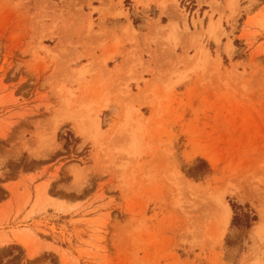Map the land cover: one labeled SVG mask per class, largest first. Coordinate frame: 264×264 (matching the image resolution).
I'll return each instance as SVG.
<instances>
[{
  "label": "rangeland",
  "instance_id": "374dc122",
  "mask_svg": "<svg viewBox=\"0 0 264 264\" xmlns=\"http://www.w3.org/2000/svg\"><path fill=\"white\" fill-rule=\"evenodd\" d=\"M229 3L0 0V264H264V0Z\"/></svg>",
  "mask_w": 264,
  "mask_h": 264
},
{
  "label": "bare ground",
  "instance_id": "6f19581e",
  "mask_svg": "<svg viewBox=\"0 0 264 264\" xmlns=\"http://www.w3.org/2000/svg\"><path fill=\"white\" fill-rule=\"evenodd\" d=\"M235 0H229V4H233ZM168 25V24H167ZM170 25H173V23ZM207 31L211 34H215L216 33V25H214L213 21H211V23L209 24L208 28H207ZM133 32H135L133 30ZM208 52V51H207ZM100 103V102H99ZM93 105V104H92ZM106 105V102L105 103H102L100 104L98 107H104ZM92 108V107H91ZM98 110V109H97ZM127 115H126V119H130L131 118V111H130V108L128 110V112L126 111ZM82 114V113H81ZM84 114V113H83ZM85 115V114H84ZM75 116V115H74ZM78 116V115H77ZM76 117V116H75ZM74 117V118H75ZM83 117V116H82ZM77 118V117H76ZM81 122V121H80ZM84 124V123H83ZM82 124V125H83ZM79 125V124H78ZM86 125V124H84ZM81 130H82V133L84 132L85 134L84 135H87L88 137L92 138V135L93 136H97L100 134V128L97 124L95 123H91V125L87 126V127H80ZM96 140V138H94V141ZM222 213V212H221ZM229 220V214L227 213L225 219H224V222L227 223Z\"/></svg>",
  "mask_w": 264,
  "mask_h": 264
},
{
  "label": "crops",
  "instance_id": "0c3cea01",
  "mask_svg": "<svg viewBox=\"0 0 264 264\" xmlns=\"http://www.w3.org/2000/svg\"><path fill=\"white\" fill-rule=\"evenodd\" d=\"M129 25V24H128ZM128 25H126V27L128 26ZM119 61H118V59H114L113 58V60H108L107 62H106V64H105V66H104V69H106L107 71H108V73H110L111 75H112V71L115 69V66H116V64L118 63Z\"/></svg>",
  "mask_w": 264,
  "mask_h": 264
}]
</instances>
